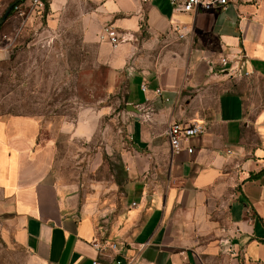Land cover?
<instances>
[{"label": "crops", "instance_id": "crops-1", "mask_svg": "<svg viewBox=\"0 0 264 264\" xmlns=\"http://www.w3.org/2000/svg\"><path fill=\"white\" fill-rule=\"evenodd\" d=\"M50 8L79 18L82 45L121 74L125 107L139 112L122 114L120 206H96L58 179L35 117L0 118V228L27 264H264V0L192 12L170 0ZM104 25L128 41H98ZM174 122L203 126L183 144L191 154L172 153ZM95 238L117 244L113 260Z\"/></svg>", "mask_w": 264, "mask_h": 264}, {"label": "rangeland", "instance_id": "rangeland-1", "mask_svg": "<svg viewBox=\"0 0 264 264\" xmlns=\"http://www.w3.org/2000/svg\"><path fill=\"white\" fill-rule=\"evenodd\" d=\"M15 1L0 0V118L35 117L40 138L55 148L58 179L96 206H120L124 79L97 61L95 45H82L78 17L51 11L50 0H23L22 15L11 8L4 17ZM27 261L0 228V264Z\"/></svg>", "mask_w": 264, "mask_h": 264}, {"label": "built area", "instance_id": "built-area-1", "mask_svg": "<svg viewBox=\"0 0 264 264\" xmlns=\"http://www.w3.org/2000/svg\"><path fill=\"white\" fill-rule=\"evenodd\" d=\"M34 5L42 6V0H32ZM142 2H147L148 0H141ZM170 4L174 6V8L180 12H192L197 10L209 11L212 9H224L228 0H182V2L177 3V0H170ZM22 5L19 4L14 6V11L18 15H22ZM178 33L179 38L183 37V34ZM98 41H107L111 45L116 46L118 44L124 43L128 41V37L126 34L119 33L114 27L110 25H104L97 34ZM222 63H225L224 60H221ZM141 89L145 90V85L141 86ZM156 93H160V90L157 89ZM148 118V116H145ZM204 131L203 126L200 123L192 122L188 124H182L178 122H174L170 124L166 129V135L168 138V142L170 145V149L172 153L177 154L181 150H185L187 153L191 154L193 149L191 146L183 147V144L186 143L191 137L202 134ZM92 248L97 252L99 256H105L113 260L111 256V252H115L117 250V244L115 242H111L104 238H95L90 242ZM91 264H103L99 259H94L91 261ZM255 264H261L260 262H256Z\"/></svg>", "mask_w": 264, "mask_h": 264}, {"label": "water", "instance_id": "water-1", "mask_svg": "<svg viewBox=\"0 0 264 264\" xmlns=\"http://www.w3.org/2000/svg\"><path fill=\"white\" fill-rule=\"evenodd\" d=\"M20 0H16L15 2H13L12 4H10V6L7 8L4 17L7 15L8 11L14 6V4H16L17 2H19ZM126 109L130 112H134V113H138L139 110L137 108H135L133 105L128 104ZM117 262H119V264H125L124 260L122 258H117Z\"/></svg>", "mask_w": 264, "mask_h": 264}, {"label": "trees", "instance_id": "trees-1", "mask_svg": "<svg viewBox=\"0 0 264 264\" xmlns=\"http://www.w3.org/2000/svg\"><path fill=\"white\" fill-rule=\"evenodd\" d=\"M22 2H23V0H20L19 2H17L16 4H14V6L19 5V4H22ZM42 2L44 3V0H42ZM14 6L11 9L12 12H13ZM45 8H46V5H45Z\"/></svg>", "mask_w": 264, "mask_h": 264}]
</instances>
